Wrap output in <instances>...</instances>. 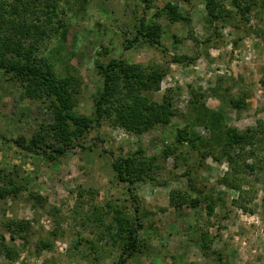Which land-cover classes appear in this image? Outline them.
Instances as JSON below:
<instances>
[{"label":"rangeland","instance_id":"374dc122","mask_svg":"<svg viewBox=\"0 0 264 264\" xmlns=\"http://www.w3.org/2000/svg\"><path fill=\"white\" fill-rule=\"evenodd\" d=\"M220 1L211 15L206 0H61L68 32L41 54L59 73L80 77V113L94 116L98 60L166 71L159 91L147 94L170 95L175 115L139 135L104 122L87 133L85 147L57 160L23 150L14 140L30 139L53 115L0 69V264H119L113 220L119 210L134 216L132 195L143 247L125 264H264V8L261 0ZM167 3L183 18L155 17ZM142 17L162 25L161 47L126 48ZM230 128L254 130L243 157L239 145L230 148L232 161ZM140 150L160 169L129 190L112 162ZM178 193L200 201L173 204ZM13 221L30 227L13 230Z\"/></svg>","mask_w":264,"mask_h":264},{"label":"trees","instance_id":"16d2710c","mask_svg":"<svg viewBox=\"0 0 264 264\" xmlns=\"http://www.w3.org/2000/svg\"><path fill=\"white\" fill-rule=\"evenodd\" d=\"M60 4L61 0H0V69L22 86L26 97L47 103L53 115L52 121L42 124L30 139L18 138L14 140L15 143L23 150L44 154L53 161L75 147H85L82 142L87 133L104 122L138 135L158 124H169L175 115L172 97L165 95L159 101L147 94L159 91L166 71L140 62H129L122 57L96 62L102 76V88L95 100L94 116L80 113L76 109L80 77L74 73H59L41 54L49 40L64 38L68 32V24L61 16L66 9L61 8ZM206 6L211 15L223 7L220 0H206ZM261 6L264 8V0H261ZM163 14L172 21L183 18L182 12L171 3L156 11L155 17ZM161 36L162 25L142 17L135 27L133 38L126 39V48L142 42L161 47ZM184 58L183 55L174 56V61L183 62ZM181 132V136H184V132ZM227 134L229 139L225 156L232 161L234 156L230 148L239 145L237 156L243 157L245 145L252 140L254 130L249 128L246 133H242L236 128H230ZM169 154L168 151L164 152V156ZM156 159L146 156L142 150L134 151L114 158L112 167L116 178L127 183L129 190H132L131 185L157 177L160 165ZM182 196L179 193L173 195L172 203H189L194 206L200 201L197 197L192 199ZM37 197L40 198L39 195ZM132 198L136 203L134 216L129 217L119 210L113 220L122 240L119 264H125L141 252L143 247L140 231L144 223L138 214L140 205L136 195H132ZM13 223V230L30 227L21 222ZM8 225L13 226L11 223ZM13 233L16 234L15 231ZM1 238L5 244V238ZM44 247L49 245L45 244Z\"/></svg>","mask_w":264,"mask_h":264}]
</instances>
